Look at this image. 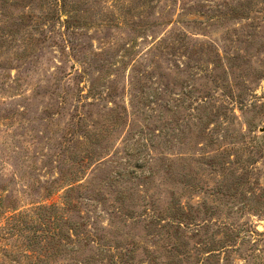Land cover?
<instances>
[{"label": "rangeland", "instance_id": "1", "mask_svg": "<svg viewBox=\"0 0 264 264\" xmlns=\"http://www.w3.org/2000/svg\"><path fill=\"white\" fill-rule=\"evenodd\" d=\"M0 264H264V0H0Z\"/></svg>", "mask_w": 264, "mask_h": 264}]
</instances>
